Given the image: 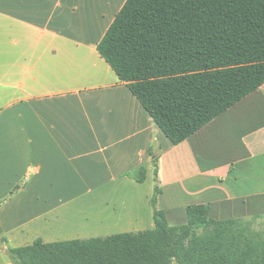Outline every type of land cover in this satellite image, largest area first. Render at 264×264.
Segmentation results:
<instances>
[{
  "label": "crops",
  "instance_id": "crops-1",
  "mask_svg": "<svg viewBox=\"0 0 264 264\" xmlns=\"http://www.w3.org/2000/svg\"><path fill=\"white\" fill-rule=\"evenodd\" d=\"M125 1L0 0V264L153 228L155 157L169 225L193 204L264 219V83L173 144L97 50Z\"/></svg>",
  "mask_w": 264,
  "mask_h": 264
},
{
  "label": "trees",
  "instance_id": "trees-1",
  "mask_svg": "<svg viewBox=\"0 0 264 264\" xmlns=\"http://www.w3.org/2000/svg\"><path fill=\"white\" fill-rule=\"evenodd\" d=\"M97 50L177 144L264 83V0H126ZM152 165L153 228L36 240L8 247L11 263L264 264V219H213L209 205L193 204L169 225L156 157ZM130 174L142 180L144 169Z\"/></svg>",
  "mask_w": 264,
  "mask_h": 264
},
{
  "label": "rangeland",
  "instance_id": "rangeland-1",
  "mask_svg": "<svg viewBox=\"0 0 264 264\" xmlns=\"http://www.w3.org/2000/svg\"><path fill=\"white\" fill-rule=\"evenodd\" d=\"M4 259V258H3ZM3 259H2V261H3ZM5 262V261H4Z\"/></svg>",
  "mask_w": 264,
  "mask_h": 264
}]
</instances>
